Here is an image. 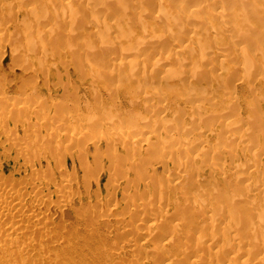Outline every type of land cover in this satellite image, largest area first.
Segmentation results:
<instances>
[{
  "label": "rangeland",
  "instance_id": "rangeland-1",
  "mask_svg": "<svg viewBox=\"0 0 264 264\" xmlns=\"http://www.w3.org/2000/svg\"><path fill=\"white\" fill-rule=\"evenodd\" d=\"M0 1V18H7L1 43L5 40L4 45L13 49L14 44L17 48L14 55V49L0 51V79L4 82L0 81V193L11 187L12 192L23 194V206H47L41 221L49 220L39 229H34L38 224L31 225V234L41 242L35 249L49 251L50 261L44 264H192L194 260L199 264H241L242 259L232 258L229 251L232 242L228 235L236 229L235 239L246 242L241 250L246 248L244 258L256 263L264 257L261 250L252 246L254 232L260 239L264 235L258 227L264 224V80H260L264 70V28L259 22L253 24L259 27L258 36L254 28L249 31H254L251 36L257 39L245 41L249 43L246 46H251L247 52L256 60L253 58L255 69L243 70L240 51L241 56L229 57V62L231 58L238 62L231 60L237 69H229L233 80L226 83L218 76L223 71L219 69V52L227 51L231 45L239 48L243 40L234 36L230 26L213 32L217 24L231 20L226 9L220 21L217 17V24L209 21L213 27L206 26L205 19L203 25L200 16L198 21L195 19V26H205L206 30L201 26V31L193 30L194 20L185 18L182 31L177 26L173 32L177 25L174 17L167 15L166 20L157 16L162 0H150L151 6L149 0L142 1L150 6L143 12L140 0H113L112 6L102 11V6L92 8L90 0V6L84 7L87 11H82L84 21H88L86 33L91 38L90 33L97 32L102 23L104 31L100 41L96 35L93 38L95 47L99 45L95 52L101 53L100 60L87 62L90 57L85 55L81 27L74 26L75 31L69 34L66 19L56 28L51 13L42 12L47 5L52 11L61 12L58 1V10L55 2L47 3L49 0L47 4L42 0V5L41 0ZM21 1L27 9L33 5L31 13L35 11L24 17L30 19L24 24L22 14L16 18L21 8L25 10L19 8ZM181 1L174 0V5ZM189 5L181 13L200 7ZM260 5L264 9V0ZM119 7L128 12L123 19ZM210 7L216 15L220 13L216 3ZM11 16L15 18L11 20ZM147 16H151L150 22L154 19L155 25L145 28ZM34 17L42 22L40 39ZM52 28L56 29L52 32ZM190 29L197 31L201 39L216 36L212 51L209 47V56L214 55L212 67L210 60L202 62L198 54L196 57L199 44L196 39L188 41L195 38ZM208 30L210 34L206 33ZM14 32L18 35L12 36ZM224 38L230 40L228 49L220 45L219 40ZM130 43L132 47L128 46ZM183 43L196 47V51L187 48L196 52L189 51L195 60L187 50L183 55L176 51ZM159 56L177 59L152 66ZM195 62H200L199 66ZM255 62H259L258 66ZM18 67L20 71H11ZM193 71L197 79L192 76V80L189 74ZM205 96L208 104L192 107L191 103L198 104ZM226 122L230 123L227 127ZM172 146H183L184 151L164 157L162 149ZM161 157L167 162L159 163ZM185 159L189 167L179 171L178 163ZM193 192L196 195L190 197H197L207 209L199 222L192 225L190 215L181 219L161 216L163 204H172V214L174 205ZM212 192L222 205L226 204L222 198L232 194L234 202L241 206L238 209L244 214V221L238 225L231 221V227H224L228 224L227 206L221 211L216 198L213 203L217 205H213L208 200ZM238 195H242V202ZM215 206L225 220L210 219L212 210L219 212ZM153 223L156 227L151 229ZM209 233L214 237L212 243L206 237L201 239ZM68 249L70 252L66 253Z\"/></svg>",
  "mask_w": 264,
  "mask_h": 264
},
{
  "label": "bare ground",
  "instance_id": "bare-ground-1",
  "mask_svg": "<svg viewBox=\"0 0 264 264\" xmlns=\"http://www.w3.org/2000/svg\"><path fill=\"white\" fill-rule=\"evenodd\" d=\"M17 1V0H16ZM15 1V2H16ZM22 1H24V0H22ZM21 1V6H19L20 4H18V6H19V8H21V7H24V6H22L23 5V2ZM40 1V0H39ZM48 0H46L45 1V3L47 2ZM59 2V6H60V8H61V12H57V11H52L51 9H48V8H46L47 6H49V5H44V6H46V7H43L44 9H42V12H43V14H46L47 12H50L51 13V15L54 17V19H55V22H56V28H58L59 27V24H60V22L61 21H68V23L69 24H67L68 25V27L70 28L71 27V29H69L68 28V33L69 34H71V33H73L74 31H75V28L76 27H74V26H76V25H79L80 27H81V31L84 33V41H83V47L86 49L85 51V55H86V53H87V57H90V58H87L86 59V61L88 62V59L90 60H94V61H92V62H95V61H98V60H100V58H101V53L99 52H95V51H98V46H96L95 47V42H94V35H96L97 37H98V40L100 41V39L102 38V35H103V31H104V28H103V23H102V26H100V24H99V26L100 27H98V30H97V32H95V33H93V34H91L90 33V36H91V38L89 37V35L86 33V27H87V24H85V23H87L88 21L87 20H85L84 21V19H85V13H84V16H83V10H84V7H88V5L91 3H89V1L90 0H62V2L60 1V0H49L47 3L48 4H50L51 2L54 4V2L56 3V2ZM93 1V5L94 6H92V8L94 7V8H97V6L99 7V6H102L101 7V11H102V8H107V7H111L112 6V4L114 3V1H116V2H118L117 0H92ZM141 2L142 1H144V0H140ZM164 1H167V3L166 4H164ZM162 0V2L160 3V7H159V13L157 12V16H158V14H159V18L160 17H162V18H165L167 15H168V17H170V16H173L174 17V19H175V21H176V23H177V25L174 27V29H172L171 31H173V30H176L177 29V26L180 28V27H182V25L184 24L183 23V20L185 19V18H187V19H189L190 21L192 20H194L193 21V23L195 22V19H197V21L199 20V17L201 16V18H200V20L199 21H203V19H205V21H206V23L208 22L209 23V21L211 22V24H213L214 22H215V24H217L218 23V20L220 21V19L223 17V10H227L228 11V14L230 15V17H231V20L229 21L228 20V22H227V20H226V22H227V25L223 22L221 25H219V24H217V28H215V27H213V26H211V24L209 23V24H206L205 23V25L207 26V25H209L208 27H213L212 29H214V31L213 32H215L216 30H218V31H221V30H223V26H225L226 28H228L229 26L232 28V30H234V32L236 33V35H234L236 38L238 37V38H241V40L243 39L244 40V44H245V46H244V44H243V40H242V46H240L239 48L238 47H236V46H232L231 45V43H229V41H227L228 40V37H227V40L224 38V41L221 39V40H219V41H221L222 43L220 44V45H222V46H224L225 45V48H227L228 49V47H226V46H228V45H231V46H229L230 48V50L228 49L227 51L226 50H221L220 52H219V59H220V61H219V63H220V67H219V69L220 70H223V71H221L220 73V75H218V76H220V78L222 79V80H224L226 83H229L230 81H232L233 79H230L229 78V76H231V75H228V73L230 72V70L229 69H237V67H236V65H232V63H231V60H234V59H236L237 60V62H238V59L237 58H231L230 59V62H229V57L231 56H236V55H238V57L239 56H241V53H240V51H242V56L241 57H243V61H242V68H243V70H245V68L246 69H252V67H253V65H254V62H253V58H252V53H248L247 52V47H251V46H246V43H248V42H245V41H249V42H252V37H254L253 35L251 36V34L254 32V31H252V33H250L249 31H251L253 28V30H257V27H255L256 25H253V24H255V22H259V24H261L262 25V27L264 28V24H263V22H264V20H261V19H264L263 17H264V9H263V7H261L262 5H260V3L263 1V0H182L181 1V3L180 4H178V5H174V0L173 1H168V0ZM189 1V4L191 5V4H193L194 3V6H195V4H197L198 6H200V7H196V8H192V9H188L186 12H183V13H181V11H183V8L185 7V6H187V5H189V4H187V2ZM206 1V2H205ZM1 2V1H0ZM14 2V1H13ZM18 3H20L19 2V0L17 1ZM40 2H42L41 3V5L42 4H45V3H43L44 1H40ZM50 2V3H49ZM190 2H192V3H190ZM205 2V3H204ZM46 3V4H47ZM144 2H142L141 3V11L143 12V11H147V10H149V8H150V6H151V2H150V0H149V2H148V4L150 5V6H148V4H146L147 2L145 1V3L143 4ZM211 3H216L217 4V9H219L220 10V13L218 14V15H216L215 14V12H213L212 11V9H211V7H210V4ZM16 4V3H15ZM28 5V4H27ZM56 5V7H57V10H58V6H57V3L55 4ZM97 5V6H96ZM147 5V6H146ZM189 5V6H190ZM50 6H52V5H50ZM90 6V5H89ZM96 6V7H95ZM145 6V7H144ZM32 7H33V5L32 6H30L29 5V7H28V9L26 8V7H24L25 8V10H23V8H21L22 10H21V12L19 13V16H17L16 18H18V17H20V14H22V17H21V20H23V24H24V22H29L30 21V19H27L28 17H27V15H30V14H32V13H34V12H32L31 13V11L33 10L32 9ZM53 7L55 8V6L53 5ZM52 7V8H53ZM18 8V7H17ZM18 8V9H19ZM83 8V9H82ZM56 9V8H55ZM98 9V8H97ZM85 10L87 11V9L85 8ZM84 10V11H85ZM90 10H91V8H90ZM93 10V9H92ZM95 10V12H100V13H102L101 11H96V9H94ZM18 11V10H17ZM137 11V10H136ZM118 12H119V14H120V17L123 19L126 15H127V13L128 12H126L123 8H121V7H119L118 8ZM213 12V13H212ZM17 15H18V12L16 13ZM215 14V15H214ZM202 15H203V17H202ZM94 16H98L97 14H95ZM100 16V15H99ZM98 16V17H99ZM258 16H262V18L261 19H259L258 18ZM13 16H11V20L12 19H14L15 17H13ZM24 17H27V18H24ZM83 17H84V19H83ZM188 17H193L192 19L191 18H188ZM219 19H218V18ZM255 17H257L256 19L257 20H255L254 18ZM4 18V20H2ZM1 17L0 19H1V21H0V26H1V28H0V38H4L5 36V28H4V30L2 29L3 27V24L5 23V21H7L6 19H5V17ZM30 18V17H29ZM35 18V17H34ZM37 19H40L39 17L37 18ZM36 18L34 19L35 21H36V24H37V26H36V32H37V35H38V37H39V39H40V29H41V26H42V22L40 23V21L41 20H39V22H38V20H37ZM66 19V20H65ZM99 19H101V18H99ZM150 19H151V16H147L146 18H145V21H144V26H145V28H148V27H151V25H155V23H154V19H153V21H151L150 22ZM166 20H168L167 18H165ZM218 19V20H217ZM103 20V19H102ZM66 21V22H67ZM97 21V20H96ZM178 21H180V24H178L179 22ZM196 21V22H197ZM216 21H217V23H216ZM104 22V21H103ZM154 24H153V23ZM181 22L183 23L182 25H181ZM198 23V22H197ZM203 25H204V21L203 22H201ZM200 23V24H201ZM225 24V25H224ZM248 24V25H247ZM258 24V25H259ZM86 25V26H85ZM179 25H181V26H179ZM196 24L194 23V26H193V24L191 25V26H193V30L194 29H196L197 30V28L199 29L200 28V26L201 25H197L198 27L196 28V26H195ZM23 26V25H22ZM85 26V27H84ZM161 26V25H160ZM160 26H156V27H160ZM62 27H64V25H62ZM152 27H154V26H152ZM162 27V26H161ZM202 27H204V28H202ZM261 27V28H262ZM56 28H52V32H53V30H55ZM155 28V27H154ZM163 28V27H162ZM207 28V27H206ZM206 28H205V26H201V29H204V30H206ZM256 28V29H255ZM259 28V27H258ZM260 28V29H261ZM63 29V28H62ZM183 29V28H182ZM24 30H27L25 33H26V35H29V31H28V29L27 28H25L24 27ZM74 30V31H73ZM161 30V32H162V30L163 29H160ZM192 29H190V31H191ZM192 30V31H193ZM203 30V31H204ZM210 30V29H209ZM208 30V31H209ZM227 30V29H226ZM262 30V29H261ZM260 30V31H261ZM180 31H182L181 30V28H180ZM198 31H201L200 29L198 30ZM224 31H225V29H224ZM16 32H19L18 30H16ZM16 32H14L15 34L13 35L12 34V36H17L18 35V33L16 34ZM174 32V31H173ZM172 32V33H173ZM213 32H211V33H213ZM256 32H259V29L257 30V31H255V33ZM178 33V32H177ZM180 33V32H179ZM182 33V32H181ZM196 33H198L197 31H193L191 34H194L195 35V38H194V36H192L193 37V39L191 40H188L189 42L191 41H193L194 39H196L197 40V42H198V44H199V46H197V47H199L198 49H200L199 50V52H198V50L196 49V47H195V49L197 50V53L195 52L196 50L193 48V47H191V45H190V47H191V50H195L194 51V53H196V57H197V54H198V56H199V60H200V58L202 59V62L204 61H207V63H209V60H210V63H211V60L212 61H214L213 60V58H214V55L213 56H209V54H210V52L212 51L211 49H213L214 47L213 46H211L212 45V43H214L213 42V39L214 38H216V36L214 37V35H213V39H209V38H203V36H202V39L199 37H197V34ZM203 33H205V31L203 32ZM203 33L201 34L200 33V35H203ZM206 33H208V34H210V31L209 32H206ZM217 33H220V32H217ZM217 33H215V35H217ZM262 33H263V31H262ZM169 34V33H168ZM168 34H163V36H165V35H168ZM191 34H190V36H191ZM199 34V33H198ZM254 34V33H253ZM257 34V36H258V33H256ZM256 34H255V36H256ZM260 34V33H259ZM171 35V34H170ZM170 35H168V36H170ZM180 35V34H179ZM225 35V34H224ZM171 36H174V35H171ZM177 36V35H176ZM205 36H207V34H205ZM204 36V37H205ZM210 35H208L207 37H209ZM222 35H217V37L219 38V37H221ZM233 36V35H232ZM248 36V37H247ZM261 36V35H260ZM259 36V37H260ZM149 37V36H148ZM167 37V36H166ZM178 37V36H177ZM177 37H175V38H177ZM191 37V38H192ZM12 38H14V37H12ZM58 38H59V36H58V34L55 36V39L56 40H58ZM147 38V36L145 37V39ZM175 38H173V39H175ZM222 38V37H221ZM232 39H233V37H231ZM255 39H257L256 37H254ZM144 39V40H145ZM209 39V40H208ZM229 39H230V36H229ZM231 39V40H232ZM248 39V40H247ZM259 40V39H258ZM261 40V39H260ZM2 41H4V43H5V40H2ZM35 45H36V42L35 41H33V40H31ZM171 41H172V39H171ZM42 43H43V41H41ZM188 42V43H189ZM196 42V43H197ZM0 43H1V40H0ZM4 43H1V44H3V45H1L0 44V51L2 50H5L4 52H6L7 50H10L11 52L13 51V49H14V52H12L13 53V55H14V53H16L15 52V49H17V48H15L14 47V44H12L13 46V49L12 48H9L8 46H6V45H4ZM6 43H8V42H6ZM45 43V42H44ZM39 44V43H38ZM184 44V43H183ZM186 44V43H185ZM184 44V46L182 45H180V46H178V48L176 49V51L179 53V54H181V55H183L185 52H186V50H187V53L189 54V51H190V53L192 52L191 50H189L188 51V49H190V47H188V45L189 44H186L185 45ZM249 44V43H248ZM253 44V43H252ZM257 44H258V42H257ZM94 45V46H93ZM37 46V45H36ZM87 46H91V47H87ZM128 46H131L132 47V44L130 43V45L128 44ZM193 46V45H192ZM195 46V45H194ZM211 46V47H210ZM218 46V45H217ZM10 47H11V43H10ZM94 47H95V49H94ZM131 47H129V48H131ZM209 47H210V52H209ZM219 47V46H218ZM97 48V49H96ZM188 48V49H187ZM193 48V49H192ZM222 48V47H221ZM88 49V50H87ZM93 49H94V51H93ZM206 50H208V52H206ZM220 50V49H219ZM18 51V50H17ZM100 51V50H99ZM225 52L227 53V54H225ZM230 52H232V53H230ZM88 53L91 55H89L88 56ZM98 53V54H97ZM193 53V52H192ZM193 53V54H194ZM218 53V52H217ZM238 53V54H237ZM249 54H251V57L249 56ZM190 56H191V58H193V60H195L196 59V57H194L193 55H191V54H189ZM210 55H212V54H210ZM215 55H217V54H215ZM220 55H222V56H220ZM264 55V54H263ZM262 55V56H263ZM179 56V55H178ZM5 57V56H4ZM3 57V58H4ZM15 57V56H14ZM25 57V56H24ZM175 56H173V57H168V56H166V57H160L159 56V58L158 57H156L155 59V62L153 63V61H152V66H155V65H158V66H162V64L163 63H171L173 60L175 61L177 58V56L174 58ZM181 57V56H180ZM183 57V56H182ZM237 57V56H236ZM259 57V56H258ZM86 58V57H85ZM174 58V59H173ZM195 58V59H194ZM15 59V58H14ZM181 59V58H180ZM180 59H178V61L180 60ZM263 59H264V57H263ZM90 60V61H91ZM182 60V59H181ZM186 60V59H185ZM188 60H190L189 58H188ZM198 60V61H199ZM241 60V59H240ZM239 60V61H240ZM89 61V62H90ZM177 61V62H178ZM187 61V60H186ZM190 61H192V59L190 60ZM254 61H256L255 60V58H254ZM194 62V61H193ZM201 62V61H200ZM200 62H198V63H200ZM201 62V64H203ZM233 62V61H232ZM173 63V62H172ZM198 63L196 64V62H195V65H198ZM82 64V63H81ZM200 64V65H201ZM206 64V63H205ZM204 64V65H205ZM212 64V63H211ZM255 64H257V66H258V64H259V62L258 63H256L255 62ZM214 64H212L211 65V67L213 66ZM216 65V64H215ZM81 66V65H80ZM82 66H83V64H82ZM81 66V67H82ZM85 66V65H84ZM83 66V67H84ZM189 66V65H188ZM199 66V65H198ZM197 66V67H198ZM256 66V67H257ZM13 67H15V66H13ZM17 67V66H16ZM80 67V68H81ZM195 67V66H194ZM196 67V69H199V68H197ZM262 67L264 68V64L262 65ZM258 68V67H257ZM260 68V67H259ZM82 69V71H83V69L84 68H81ZM86 69V68H85ZM84 69V70H85ZM193 69V68H192ZM192 69H191V67H190V70L192 71ZM195 69V68H194ZM207 69V68H206ZM213 69V68H212ZM253 69H255V68H253ZM252 69V70H253ZM20 71L21 69H20V67H18V68H12V72H14V71ZM174 70V69H173ZM86 71V70H85ZM190 71V72H191ZM198 71H200V70H198ZM257 71H258V69H257ZM172 72V70L171 71H169V74ZM202 72H204V70L202 71ZM205 72H207L208 73V71L206 70ZM243 72H245V71H243ZM251 72V71H250ZM262 72L263 73H261V78H263V79H260V80H264V70H262ZM193 73H194V71H193ZM207 73H202V74H206V75H204V76H206L207 77V75L209 76V74H207ZM246 73H247V70H246ZM253 73V72H252ZM243 74V73H242ZM250 74V73H249ZM189 75H191V76H189V77H194L195 76V73L194 74H189ZM258 75V74H257ZM177 76H179V73H178V75ZM177 76H175V77H177ZM185 76V75H184ZM184 76H182L181 75V77L182 78H185ZM203 76V78H201V79H204L205 77ZM251 76V75H250ZM193 77H192V80H193ZM252 77H254L253 76V74H252ZM251 77V78H252ZM195 78H196V76H195ZM234 78V77H233ZM248 78H249V75H248ZM169 79H171V80H173V77H170L169 76ZM187 79V78H186ZM197 79V78H196ZM208 79V78H207ZM258 79V80H259ZM212 80V79H211ZM246 80V79H245ZM254 80V79H253ZM0 81L2 82V80L0 79ZM191 81V80H190ZM203 81V80H202ZM207 81H209V80H207ZM248 81H250V80H248ZM192 82V81H191ZM194 82V81H193ZM199 82V81H198ZM205 82H206V80H205ZM204 82V83H205ZM2 83H4V82H2ZM201 83V82H200ZM259 83V82H258ZM263 83L264 82H262V85H263ZM7 84V83H6ZM248 84V83H247ZM249 84H250V82H249ZM248 84V85H249ZM1 85V84H0ZM4 85V84H3ZM247 85V86H248ZM250 88L252 87V86H249ZM264 87V85L262 86V88ZM27 88V87H26ZM196 88V87H195ZM258 88H261V87H258ZM204 89H205V87H204ZM245 89V88H244ZM28 90H30V89H28ZM262 91L261 92H263V94H264V88L263 89H261ZM205 91V90H204ZM250 91V90H249ZM251 92V91H250ZM253 92V91H252ZM195 93V92H194ZM193 93V94H194ZM196 94V93H195ZM200 96H201V94H199ZM190 96V95H189ZM188 96V97H189ZM196 96H197V94H196ZM264 96V95H263ZM1 97V96H0ZM190 97H192V94H191V96ZM195 96H193L192 98H194ZM203 97H204V94H203ZM261 97V96H260ZM259 97V98H260ZM197 98H199V96L197 97ZM262 98V97H261ZM201 99V98H200ZM206 99V100H205ZM209 99V98H208ZM207 98H206V96H205V98L204 99H202V100H198L199 102H198V104H194V103H191L192 104V107H198V105H204V104H208L209 103V100H208ZM207 100H208V102H207ZM257 100H259V99H257ZM189 101V100H188ZM193 101H194V99H193ZM195 101H197V99L195 98ZM220 102H222V101H220ZM224 102H222V105L224 106V104H223ZM257 103V102H256ZM256 103H255V106H256ZM210 104H212L211 103V100H210ZM220 104V103H219ZM218 104V105H219ZM213 105V104H212ZM226 105V104H225ZM247 105V104H246ZM222 107V106H221ZM257 107V106H256ZM235 108H236V106H235ZM261 109V108H260ZM165 110V109H164ZM247 110V109H246ZM250 111H252V110H250ZM238 112V111H237ZM237 112H234L235 114L237 113ZM239 114V113H238ZM254 115V114H253ZM261 116V115H260ZM228 119H230V118H228ZM253 120V119H252ZM255 120V119H254ZM232 122V121H231ZM253 124V123H252ZM226 127L228 126V125H230V123H228L227 124V122H226ZM259 126V125H258ZM254 127V126H253ZM256 127V126H255ZM255 127L253 128V129H255ZM261 127V126H260ZM259 128V127H258ZM258 128H256L257 130H258ZM252 129V130H253ZM256 130V131H257ZM259 133V132H258ZM257 133V134H258ZM261 133H262V131H261ZM260 133V134H261ZM254 134H256V133H254ZM253 134V135H254ZM255 136V135H254ZM253 137V136H252ZM251 137V141H253V138ZM256 137V136H255ZM255 140V139H254ZM254 142V141H253ZM257 143V142H256ZM254 144V143H253ZM175 147V146H174ZM163 151V156L165 157V156H167V155H171V154H173V153H177V152H179L180 150L181 151H184V147L183 146H176V148H173V146H172V148H167V149H162ZM159 163H166L167 162V159L166 158H163V157H161L160 159H159V161H158ZM188 167H189V163H188V161H187V159H185V160H183V161H181V162H179L178 163V170L179 171H182V170H186V169H188ZM201 172H202V170H201ZM262 182V181H261ZM263 184L262 185H264V182H262ZM5 186V185H4ZM4 186H2V187H4ZM178 187V185H175V187H174V189H176ZM2 189V188H1ZM194 193L195 192H193L192 194H185L184 196H183V200L182 201H178L175 205H174V207H173V209H174V212H172V214H170V207H171V203H166V204H163L162 205V210H163V212L161 213V216L162 217H167V216H169V215H173V216H175V218L176 219H181V218H183V217H185V216H187V215H190V221H191V223H192V225H194V224H196L197 222H199L205 215H206V211H207V209L205 210L204 209V206H203V204H202V202L201 201H199L198 199H197V197H195L194 198V196L196 195V193H195V195H194ZM213 193V194H212ZM209 196H208V200L209 201H212V203H213V199L214 198H216L217 199V203H218V205H219V207L221 208L220 210L222 211V209H223V211H224V209H225V207L227 206V208H226V210H227V214H228V219H226L224 216H223V212H220L219 211V208L217 209V207H216V209H217V211H219V212H216L215 210H212L210 213H209V216H210V219L211 220H213L214 218H218V219H223V220H225L226 219V221L228 222V224H226V226H224V227H226V228H228V227H231V225H232V222L231 221H234L237 225L238 224H240V223H242L243 221H244V214L243 213H241L240 212V210L238 209V207H241L239 204H237V203H235L234 202V200H233V198H234V196L232 197V194H230L231 196L228 198V196H225L224 198H222V200L226 203L225 205H222V202H221V199L220 198H217L216 196H214V195H216V193L215 192H212ZM192 195H194L192 198L190 197V196H192ZM237 197V196H236ZM242 198V195H238V201L239 200H241V201H239V202H242L243 201V199H241ZM23 198V194L21 193V192H17V191H13L12 192V188L11 187H9V188H7L6 189V192L5 193H3V194H1L0 193V264H44V263H48L50 260L48 259V256H49V251L47 250V249H45V248H40V249H35V246L36 245H39L41 242L40 241H36L35 239H34V237H35V234H31L32 232H33V229H31L32 228V226L31 225H33V224H38V228H34V229H39L40 228V225H43V224H45L49 219H44V220H42L41 221V215H43V214H45V211L47 210V206H45V205H43L42 206V208H40V209H34L33 207H31V206H27V207H25V206H23L21 203H20V200ZM216 201V200H215ZM56 202V204L58 205V204H62L61 202H58V201H55ZM216 203V202H215ZM18 205H20L21 207H18ZM213 205H217V204H214L213 203ZM195 206H197V209H195ZM172 208V207H171ZM219 214V215H218ZM47 217V216H46ZM199 220V221H198ZM255 220V219H254ZM257 220V219H256ZM258 220H259V217H258ZM262 221V220H261ZM258 222V221H257ZM260 223H257V225H259ZM263 224V223H262ZM156 226H155V224L153 223L152 225H151V229H153V228H155ZM259 227V230H260V232H263L264 233V224L263 225H259L258 226ZM233 234V235H232ZM232 234H230V235H228V239L229 240H231V242H232V245L230 246V249H229V251H230V253L232 254V258H234V259H242L241 260V264H263V262H264V257H262V258H260L256 263H254V262H252L248 257L247 258H244V251H245V249L243 250V251H241L242 250V247L245 245V241H240V240H238V239H235L236 237H237V234H238V230L236 229ZM257 232H254V234L253 235H255V237H254V239H253V241H252V246L253 247H255V248H257V249H259V250H261L263 253H264V235L263 234H261V239L260 238H258L257 237ZM207 238V239H210V243H212L213 241H214V237H211V234L209 233V234H204L202 237H201V239H203V238ZM233 238L236 240V241H234L233 240ZM209 243V244H210ZM232 251H233V253H232ZM239 251H241V252H239ZM70 252V250L68 249L67 251H66V253H69ZM239 252V253H238ZM234 254V255H233ZM57 254H55V256H56ZM55 260V259H54ZM199 262L200 261H198V260H194V261H192V264H199ZM212 264H216V262H213ZM217 264H219V263H217Z\"/></svg>",
  "mask_w": 264,
  "mask_h": 264
}]
</instances>
